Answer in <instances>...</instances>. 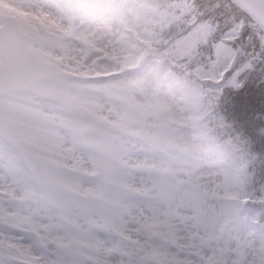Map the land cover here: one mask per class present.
<instances>
[{
  "label": "snow or ice",
  "instance_id": "obj_1",
  "mask_svg": "<svg viewBox=\"0 0 264 264\" xmlns=\"http://www.w3.org/2000/svg\"><path fill=\"white\" fill-rule=\"evenodd\" d=\"M0 264H264V0H0Z\"/></svg>",
  "mask_w": 264,
  "mask_h": 264
}]
</instances>
